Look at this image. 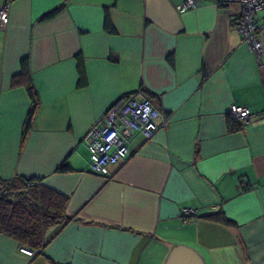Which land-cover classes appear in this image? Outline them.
<instances>
[{"label": "crops", "instance_id": "obj_1", "mask_svg": "<svg viewBox=\"0 0 264 264\" xmlns=\"http://www.w3.org/2000/svg\"><path fill=\"white\" fill-rule=\"evenodd\" d=\"M183 1L0 0V176L42 177L74 216L35 257L0 231V264H164L177 243L205 264H264V10L257 57L236 25L239 3ZM24 57L39 104L23 137L30 96L11 80ZM131 91L151 97L157 128L93 173L84 135ZM232 104L253 113L236 129ZM63 161L70 170L56 171ZM184 207L198 215L185 219ZM218 209L236 225L201 216Z\"/></svg>", "mask_w": 264, "mask_h": 264}, {"label": "trees", "instance_id": "obj_2", "mask_svg": "<svg viewBox=\"0 0 264 264\" xmlns=\"http://www.w3.org/2000/svg\"><path fill=\"white\" fill-rule=\"evenodd\" d=\"M218 3L222 4L218 0ZM61 9L56 7L42 15L48 18ZM105 28L113 31L114 27L109 20L108 12L105 15ZM76 67L78 71V85H85L87 82L84 58L80 52L76 53ZM173 61V54L168 55ZM12 85H24L30 96V108L27 113L23 127L22 136L31 126L32 118L39 104V94L33 83L32 75L28 67L27 57L20 61V69L12 76ZM131 91L121 97L127 96ZM229 129H236L240 121L234 119L227 113ZM24 137V136H23ZM56 171L70 170V166L63 161ZM69 197L43 182L40 176L16 175L4 178L0 176V231L22 246L33 251L32 257L42 254L49 242L48 231L53 227H61L69 222L74 216L67 213L66 208ZM196 211L190 214H183L185 219L196 217ZM202 217L217 221L228 226H235L236 221L224 212L223 209L208 211L201 214Z\"/></svg>", "mask_w": 264, "mask_h": 264}, {"label": "built area", "instance_id": "obj_3", "mask_svg": "<svg viewBox=\"0 0 264 264\" xmlns=\"http://www.w3.org/2000/svg\"><path fill=\"white\" fill-rule=\"evenodd\" d=\"M219 1L239 3L241 9L236 25L256 56L260 57L263 44L258 36V12L264 10V0ZM196 4V0H184L181 5L193 7ZM8 19V4L2 3L0 26L7 25ZM229 110L240 122L248 121L253 115L249 107L242 104H232ZM158 114V108L151 97L140 91L116 99L84 135L90 153L89 170L100 175L108 174L112 165L129 154V142L134 134H141L145 138L153 135L157 128ZM194 212L190 207L182 209V215ZM21 250L30 255L33 253L25 246H21Z\"/></svg>", "mask_w": 264, "mask_h": 264}, {"label": "water", "instance_id": "obj_4", "mask_svg": "<svg viewBox=\"0 0 264 264\" xmlns=\"http://www.w3.org/2000/svg\"><path fill=\"white\" fill-rule=\"evenodd\" d=\"M164 264H205V261L194 247L177 243L170 249Z\"/></svg>", "mask_w": 264, "mask_h": 264}, {"label": "rangeland", "instance_id": "obj_5", "mask_svg": "<svg viewBox=\"0 0 264 264\" xmlns=\"http://www.w3.org/2000/svg\"><path fill=\"white\" fill-rule=\"evenodd\" d=\"M37 263V262H36Z\"/></svg>", "mask_w": 264, "mask_h": 264}]
</instances>
